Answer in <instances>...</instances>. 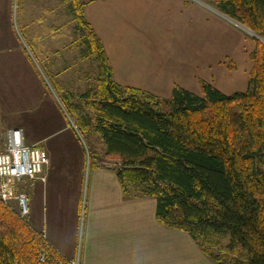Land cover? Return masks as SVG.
<instances>
[{"label":"crops","instance_id":"1","mask_svg":"<svg viewBox=\"0 0 264 264\" xmlns=\"http://www.w3.org/2000/svg\"><path fill=\"white\" fill-rule=\"evenodd\" d=\"M79 1L85 4L86 21L102 42L117 84L163 99H169L176 86L202 96V81L226 95L247 90L255 41L242 25L206 2ZM64 3L69 4L0 0V18L5 11L13 18L15 12L25 29L21 40L16 35L18 40L0 43L1 133L22 130L27 145L44 149L50 160L41 177L19 185L29 197V222L68 262L217 264L188 233L158 222L154 198L126 196L116 162L104 158L106 147L99 135L89 132L85 141L67 118L56 94L61 87L58 76L67 71L64 61L73 55L71 50L79 47L63 39ZM8 81L22 85L10 88ZM16 97L19 101L11 100ZM47 105L54 108L49 116ZM34 128L40 133L28 140L27 132ZM72 160L74 166L65 162ZM50 184L56 187L50 190L55 193L51 199Z\"/></svg>","mask_w":264,"mask_h":264},{"label":"trees","instance_id":"2","mask_svg":"<svg viewBox=\"0 0 264 264\" xmlns=\"http://www.w3.org/2000/svg\"><path fill=\"white\" fill-rule=\"evenodd\" d=\"M201 1L259 37L245 92L226 95L202 81V96L176 86L163 99L117 84L85 4L64 0L77 21L74 41L100 75L85 93L61 91L60 99L119 164L125 195L157 201L161 225L188 233L217 264L227 263L206 247L212 238L228 240L229 252L245 259L238 264H264V0ZM0 264L68 261L0 202Z\"/></svg>","mask_w":264,"mask_h":264},{"label":"rangeland","instance_id":"3","mask_svg":"<svg viewBox=\"0 0 264 264\" xmlns=\"http://www.w3.org/2000/svg\"><path fill=\"white\" fill-rule=\"evenodd\" d=\"M63 10H64L63 39H64V41H74V39L76 37L75 32L77 29L76 28V21H75L74 17L72 16L71 11H69L70 10L69 4L64 3V9ZM67 11H69V12H67ZM13 14H15L13 16V18H10V16H8V12L5 11L4 15L0 18V43L6 44L8 42H13L15 40H18L17 36L21 40V35L25 34V29L23 28V26L18 25V23H17L16 13L13 12ZM240 27H241V25H240ZM241 28L246 32V34L250 40H254L256 38V36L254 35L255 34L254 32L245 28L244 26H242ZM239 34L241 36L240 30H239ZM71 52H73V55L69 56L70 58H68L67 61H64L65 62L64 66L66 68H68L67 71L62 72V74H60L58 76V77H60L59 83H61V87L59 89L56 88V91H57L56 94L58 95L59 99L61 97V93H60L61 91H70V92L74 93L76 96H79V95L85 93L91 87L92 83L100 75L99 69H98V64L93 59L84 58V56H82L80 49H78L76 51L73 49V50H71ZM2 66H0L1 69H2ZM62 66H63V64H62ZM52 82H54V81H52ZM6 83L9 85L10 88L19 87L22 85L21 81H19V82L17 81L16 85L14 82L12 83V82L8 81ZM50 83H51V81H50ZM1 87H2V82L0 81V88ZM239 87L240 86H237V89H240ZM60 89H61V91H60ZM240 91H243V90H232V93L240 92ZM224 93H226V92H224ZM11 100L12 101L15 100L16 102L19 101V99L17 97L15 99L12 98ZM60 101H61V99H60ZM47 109H48V116H49L51 111L54 108L49 107V105H47ZM64 110H65V108H64ZM65 113H66V116L68 119H71L72 121H74V123L76 124V127L78 128L79 132L81 133V135L83 136L85 141L88 138L89 132H90V134L95 133L92 128L89 129L88 132H86V131L81 132L79 127H78V115L72 116L66 110H65ZM53 114L55 115L56 113H53ZM23 117H24V115L21 114L20 118H23ZM19 123L25 124V122H23V120H20ZM59 123H61V121H59ZM55 125H57V124H55ZM1 131H2V128H0V152H2L5 149L6 135H7V133L2 134ZM28 131H29V132H27V139L28 140L31 139L30 135H33V133H37L36 136H38L40 133V130L37 128L29 129ZM63 136H69V135H63ZM26 144H28V142H26ZM90 157H92V151H90ZM56 162L59 165L64 164L63 159H59ZM65 162L69 166H71V164L73 166L76 164V161H73V160L72 161H65ZM112 162H114V161H112ZM115 164L117 166H119V164H117V163H115ZM113 166L114 165L112 164V167ZM117 166H116V168H117ZM87 167L88 168L90 167V163H89V165H87ZM58 171H60V168H59V170H57L55 175L60 173ZM52 187L56 188L53 184H50L48 189H47L48 190L47 195L50 199L55 194V193L50 191V190H52ZM29 205H30V202H29ZM228 246H229L228 240L218 239V238H212L206 244V247L210 251H212L214 255L220 256L227 264H238L236 261L244 262L245 259L243 257L238 256L234 253H230L228 250Z\"/></svg>","mask_w":264,"mask_h":264},{"label":"built area","instance_id":"4","mask_svg":"<svg viewBox=\"0 0 264 264\" xmlns=\"http://www.w3.org/2000/svg\"><path fill=\"white\" fill-rule=\"evenodd\" d=\"M48 153L38 146H28L22 130H10L6 135L5 149L0 152V202L12 208L21 219L30 215L29 197L19 191L25 180L42 176L49 165ZM41 262L46 260L42 255ZM68 264H80L79 259Z\"/></svg>","mask_w":264,"mask_h":264},{"label":"water","instance_id":"5","mask_svg":"<svg viewBox=\"0 0 264 264\" xmlns=\"http://www.w3.org/2000/svg\"><path fill=\"white\" fill-rule=\"evenodd\" d=\"M255 35V34H254ZM257 38H259L257 35H255Z\"/></svg>","mask_w":264,"mask_h":264}]
</instances>
